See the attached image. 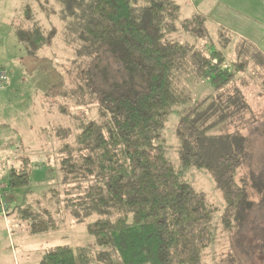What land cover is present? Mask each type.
I'll use <instances>...</instances> for the list:
<instances>
[{"label": "trees", "instance_id": "trees-1", "mask_svg": "<svg viewBox=\"0 0 264 264\" xmlns=\"http://www.w3.org/2000/svg\"><path fill=\"white\" fill-rule=\"evenodd\" d=\"M60 4V18L76 41V51L56 95L66 107L86 109L93 117L71 120L67 140L54 153L57 185L42 195V209L24 205L15 212L28 220L30 233L55 229L58 224L47 218L53 200L55 211L66 210L75 222L85 223L94 244L56 246L42 254V264H201L214 242L212 210L205 194L182 179L160 144L174 108L188 100L179 93L177 81L189 50L172 35L188 27L186 32L210 42L203 50L192 47L191 55L194 74L216 91L243 71L246 62L229 71L224 52L212 46L203 16L182 19L173 0ZM23 18L27 24L15 25L13 31L27 53L35 55L46 44L45 34L29 8ZM252 58L257 60L259 53ZM196 133L197 121L188 112L178 127L185 146L182 164L192 159L213 174L225 202L221 224L230 230L231 219L251 206L244 186L235 179L245 156L241 138L227 137L222 152L204 158L189 147ZM18 159L21 166H11L1 179V213L8 208L2 192L30 186L29 159Z\"/></svg>", "mask_w": 264, "mask_h": 264}, {"label": "rangeland", "instance_id": "rangeland-1", "mask_svg": "<svg viewBox=\"0 0 264 264\" xmlns=\"http://www.w3.org/2000/svg\"><path fill=\"white\" fill-rule=\"evenodd\" d=\"M173 1L182 19L196 16L190 15L188 0ZM60 2L0 0V67L9 74L7 86L0 91V190L4 189L1 179L8 169L21 166L18 157L29 159L31 172L29 188L2 192L8 208L0 212V264H42V254L56 246L94 244L85 223L75 222L66 210L55 211L53 200L47 205V218L58 224L55 229L30 233L26 230L28 220L15 212L24 205L37 212L42 209L40 200L45 191L57 185L54 153L67 140L71 120L93 117L91 111L79 108L82 116L79 109L66 107V101L57 97L61 87L58 82L63 80L65 85V68L76 51V41L60 18ZM263 3L264 0H235L234 5L243 7L235 12L238 16L229 5V17L221 21V14L217 15V21L236 28V34L217 31L214 24L209 25V30L205 24L213 48L224 52V66L229 71L234 72L236 63L246 62L244 70L220 90L194 74L191 48L203 50L205 39L186 32L188 27L172 35L189 50L177 81L179 93L187 95L188 100L174 108L161 132L160 144L182 179L205 194L212 210L214 242L204 251L201 264H264V62L257 61L264 59ZM25 8L32 11L46 38V44L35 55L27 53L13 31L15 25L27 24L23 18ZM253 53H259L257 60L252 58ZM188 112L197 121V133L189 147L204 158L222 152L228 146L227 137L241 138L245 156L235 171V179L244 186L251 206L231 219L230 230H224L221 224L225 202L213 174L197 167L192 159L182 164L185 146L178 137V127ZM89 221L88 217L86 222Z\"/></svg>", "mask_w": 264, "mask_h": 264}, {"label": "crops", "instance_id": "crops-1", "mask_svg": "<svg viewBox=\"0 0 264 264\" xmlns=\"http://www.w3.org/2000/svg\"><path fill=\"white\" fill-rule=\"evenodd\" d=\"M234 2L235 0H188L191 16L192 15L203 16V18L205 19V24L207 25L209 30H210L209 25L212 26V24H214L217 27V31L224 29L230 34L231 33L236 34L238 30L236 28L234 29L232 26H226L223 22L219 23L217 21V15L219 13L221 14L220 15L222 17L221 21H223L224 18L229 17V15H226V6L229 5L230 8L235 10L233 14L238 16L235 12L243 9V7H238L234 5ZM263 7H264V3H263ZM247 8L248 9L251 8V5H248ZM238 35H241V33L238 32Z\"/></svg>", "mask_w": 264, "mask_h": 264}, {"label": "built area", "instance_id": "built-area-1", "mask_svg": "<svg viewBox=\"0 0 264 264\" xmlns=\"http://www.w3.org/2000/svg\"><path fill=\"white\" fill-rule=\"evenodd\" d=\"M8 81V72L4 68L0 67V91L5 88Z\"/></svg>", "mask_w": 264, "mask_h": 264}]
</instances>
